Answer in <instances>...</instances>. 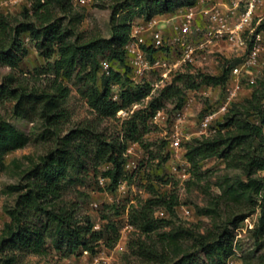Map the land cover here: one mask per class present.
<instances>
[{"label": "trees", "instance_id": "obj_1", "mask_svg": "<svg viewBox=\"0 0 264 264\" xmlns=\"http://www.w3.org/2000/svg\"><path fill=\"white\" fill-rule=\"evenodd\" d=\"M195 1L114 0L120 7L115 13L122 14L120 22L113 27L112 36L83 43L75 39L76 32L70 26L79 23L83 15L74 10L69 0H32L30 9L25 7L23 10L24 16L32 20L16 24L10 16L0 13V68L7 67L12 71L0 79V104L11 101L12 114L16 117L27 118L38 111L48 127L56 128L67 116L62 102L68 94V88L56 78L61 74L70 77L75 72L83 81L81 92L89 109L100 118L120 122L112 135L93 132L89 126L70 130L59 139L54 149L24 173L20 183L6 186V191L16 196L13 205L5 210L8 219L0 232V264H16V252L44 255L53 249L59 257L80 254L82 250L94 253L100 240L106 239L110 244L117 239L122 221L118 216L124 213L123 206L118 207V202H112L110 208L117 216L111 220L110 216L102 214L103 227L94 229L91 215L82 212L78 202L67 200L64 195L69 187L83 186L87 182L80 176L81 171L88 173L85 162H89L92 169L89 179H95L96 183L98 177L95 174L100 166L110 165L100 173L107 179L106 185L98 187L111 192L120 180L137 177L148 159L139 163L134 173H128L124 169V151L129 142L142 146L143 128L153 114L166 102L172 103L175 109L180 108L187 97L185 91L200 83L224 88L230 67L224 68L217 76L176 72L170 83L155 90L156 95H152V86L147 80L136 82L130 76L124 46L130 38L132 17L149 19L169 14ZM63 17H68V22L65 23ZM256 28L264 31V17ZM25 36L34 42L44 59L56 55L51 64L55 74L52 92L27 90L19 84L16 71L27 55L23 43ZM102 61L109 64L107 70L103 69ZM112 61L125 66V71L121 73L113 69L110 66ZM115 86L120 88L116 99L113 98ZM250 87L249 96L241 102H231L222 119L216 121L213 131L185 142L184 156L190 171L198 169L202 160L213 157L222 159L227 167L241 169L244 177L221 185V195L232 201L248 197L259 208V217L252 229L258 253L255 261L247 258L244 264H264V178L255 175L264 170V154L256 146L264 142V135L261 127L251 120L257 116L264 125V67L261 77L251 82ZM133 104L141 106L122 119L116 117L118 110L130 108ZM27 142L28 137L22 129L0 117V170L4 154L25 146ZM167 181L162 176L146 180L144 185L153 194L140 204L129 205L128 220L139 234L150 237L155 233L149 244L145 240L129 244L135 248V256L144 264H227L236 246L235 230L249 214L241 212L220 224L213 223L203 232L185 226L157 232L169 222L157 218L155 208L162 207L172 213L178 205L173 191L166 188L159 191L160 187H166ZM212 211V208L199 210L200 214L207 215Z\"/></svg>", "mask_w": 264, "mask_h": 264}, {"label": "rangeland", "instance_id": "obj_2", "mask_svg": "<svg viewBox=\"0 0 264 264\" xmlns=\"http://www.w3.org/2000/svg\"><path fill=\"white\" fill-rule=\"evenodd\" d=\"M118 4L114 0H92L85 7L73 6L76 12H80L83 15L79 23L70 24L76 32L75 39L83 43L94 39L104 40L110 38L113 27L120 22L122 14L120 13V16H118L115 13L116 9L120 8ZM24 8V4H9L1 9L0 13L10 16L13 24L25 20H32V18L24 16ZM63 18L65 23L68 22V17ZM140 19V16L134 15L131 19V26L139 23ZM260 20H255L253 25L257 26ZM23 38V43L27 48V55L20 62L18 70L16 71L19 84L27 90L52 92L54 90L55 74L53 73L51 64L56 55L53 54L49 60L44 59L36 50L34 42L27 36ZM249 47L250 44L248 43L246 51ZM240 52L231 48L227 42L218 41L212 47L211 51L206 53L204 58H198L194 64L186 65L178 72H189L192 74L205 73L217 76L222 73L224 68L231 67L239 62L240 57L238 53ZM110 66L121 73L125 71V66L119 64L117 61H112ZM263 67L264 53L261 52L259 63L253 70L254 80L257 77H261ZM9 73H12V71L7 67L0 68V79ZM130 76L133 78L132 75ZM133 79L136 82L142 81L136 78ZM56 80L61 81L68 88V94L62 102V107L67 116L56 128L48 127L45 120L38 114V111L34 115H29L27 118L16 117L12 114L13 103L11 101L0 104V117L8 119L11 123L22 129L28 137V142L25 146L9 151L3 156V167L0 170V232L3 223L8 219L5 210L13 205L16 196L15 193L6 191L7 185L20 183L24 173L33 164L39 162L50 150L54 149L59 139L70 130L82 126H89L93 132L112 135L120 125L119 121L110 118H100L89 109L86 99L81 92L83 81L78 79L75 72L70 77L61 74ZM147 80L156 83L158 78L153 73L149 74ZM195 80L199 82L198 77ZM170 81L166 84L170 83ZM240 82L243 85V89L240 91L236 102H241L251 92L250 82L247 81L245 75L240 76ZM161 85V83H158V87L152 90V95H156L157 91L155 90L162 88ZM119 90V86L113 88L114 99H116V93ZM185 92L189 109L185 114V119L179 126L183 134L192 138L203 134L199 127V120L207 110L215 111L217 109L224 97V88L220 85L211 86L200 83L196 88L187 89ZM151 96L147 97V99ZM139 105L137 104V107ZM159 110H163L168 118H171L173 111L176 109L172 103L166 102ZM222 116L223 114L217 113L212 124L216 125V121L221 120ZM251 120L261 127V134L264 135V125H261L260 119L257 116H253ZM170 123L165 122L164 119L151 118L143 128L144 131L140 139L143 147L140 146L144 151L146 150L148 152V162L138 172L137 177H131V179L129 178L127 180L124 193H120L116 189L111 192L107 189L99 188L95 179H89V175L91 174L89 172L92 169L89 167V162L87 164L85 162L88 173L81 171L80 176L87 182L83 186L77 184L69 187L64 197L67 200L78 202L81 211L90 214L93 222H98V228H101L103 227L102 221L100 220L102 214L110 216L109 219L111 220L117 216L115 215V211L110 208L112 204L109 198L110 195L113 199L119 198L118 207H124V213L122 212L118 217H121V220L128 218L126 213L129 211L130 204H140L153 194L151 190L145 187L144 183L146 180H150V178H155L156 180L157 176H162L168 180V183H166V187H160L159 191L162 192L165 188L166 190L173 191L177 195L178 205L172 213L167 212L162 207L155 208L154 215L157 218H164L169 222L167 225L159 228L157 232H167L177 226L192 227L203 232L207 228H210L213 223L220 224L226 218L241 212H246L249 214L246 217L247 220L239 224L238 231L235 230V247L241 254V257H233L229 264H244L247 258L255 261L258 248L252 237V229L257 223L259 208L248 197H244L239 201H232L227 196L221 195V185L224 186L227 181L234 182L244 177L241 169L227 167L222 159L213 157L202 160L199 163V168L193 171L189 170L187 176H178L177 173L180 172V168H178L180 162L178 160L182 154V150H171L168 146L166 137L172 126ZM208 134L209 132L206 131L205 135ZM256 146L264 154V142L260 145L256 144ZM109 166V164L100 166L99 172L95 174V177L101 176V171ZM175 166L177 167L176 170L173 169ZM255 175L264 178V170L257 171ZM93 201L98 202L101 209H92L90 203ZM181 206L189 208L190 214L185 216ZM204 208H212L213 211L208 215L200 214L199 210ZM250 224L252 228H250ZM154 237L155 233H151L150 237L139 234L138 230L133 226V229L125 232L122 237L118 234L117 239L110 244H107L106 239L100 240L96 248L98 253L101 254L100 264H144L141 259L135 256L133 253L135 248H131L129 244L138 240H145L149 244ZM16 256V264H78L80 262L91 261L88 255H82L81 253L59 257L53 249L44 255L16 252Z\"/></svg>", "mask_w": 264, "mask_h": 264}, {"label": "built area", "instance_id": "obj_3", "mask_svg": "<svg viewBox=\"0 0 264 264\" xmlns=\"http://www.w3.org/2000/svg\"><path fill=\"white\" fill-rule=\"evenodd\" d=\"M69 1L76 7H85L92 2V0ZM31 3L32 0H0V12L9 4H24L30 9ZM263 17L264 0H196L194 4L180 7L169 14L155 15L149 19L141 17L139 23L131 26L130 38L124 46L131 74L138 80H147L149 74L154 73L158 81L153 83L147 80L154 90L158 83L163 87L184 66L194 64L198 58H204L218 41L227 42L231 48L241 51L238 53L239 62L230 67V77L224 86V97L217 109L207 110L199 120L201 133L205 134L206 131L210 133L214 130L215 125L212 121L216 114H224L243 89L240 76L245 75L250 83L254 81L253 70L259 63L260 53H264V31L257 30L253 22ZM248 43L250 47L246 51ZM102 67L107 70L108 63L102 61ZM135 108L137 104L120 109L116 112V117L122 119ZM188 109L189 104L185 100L180 108L173 111L171 118H168L163 110H157L152 116L153 119L160 118L165 122H171L172 126L166 138L171 150H182L178 160L180 172L177 174L183 177L187 176L189 171V163L184 156V144L190 140V136L183 134L179 125L185 119ZM124 158L125 171L134 173L139 163L147 161L148 154L137 142H129L124 151ZM173 169L176 170L177 167ZM106 183L105 177H98L99 187L103 188ZM126 184V179L120 180L116 191L124 193ZM109 198L111 202L119 201V198L113 199L111 195ZM90 207L97 210L101 206L93 201ZM181 209L185 216L190 214L189 208L181 206ZM98 225V222H93L94 229H98ZM132 229L133 225L128 218L122 219L118 229L119 236L122 237L125 232ZM81 254L88 255L91 261L78 264H100L101 254L97 250L94 253L82 250ZM235 256L241 257L236 247L227 264Z\"/></svg>", "mask_w": 264, "mask_h": 264}]
</instances>
